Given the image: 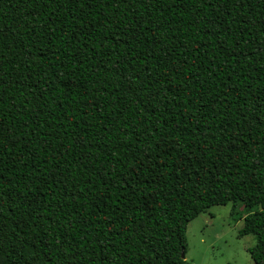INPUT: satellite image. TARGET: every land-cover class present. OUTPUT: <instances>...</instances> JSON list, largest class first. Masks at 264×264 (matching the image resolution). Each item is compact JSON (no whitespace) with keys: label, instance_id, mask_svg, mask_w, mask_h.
<instances>
[{"label":"trees","instance_id":"16d2710c","mask_svg":"<svg viewBox=\"0 0 264 264\" xmlns=\"http://www.w3.org/2000/svg\"><path fill=\"white\" fill-rule=\"evenodd\" d=\"M228 203L264 264V0H0V264H186Z\"/></svg>","mask_w":264,"mask_h":264},{"label":"rangeland","instance_id":"374dc122","mask_svg":"<svg viewBox=\"0 0 264 264\" xmlns=\"http://www.w3.org/2000/svg\"><path fill=\"white\" fill-rule=\"evenodd\" d=\"M243 207L232 213V204L212 206L189 222L186 229V264H254L249 249L256 239L240 237Z\"/></svg>","mask_w":264,"mask_h":264},{"label":"water","instance_id":"95a60500","mask_svg":"<svg viewBox=\"0 0 264 264\" xmlns=\"http://www.w3.org/2000/svg\"><path fill=\"white\" fill-rule=\"evenodd\" d=\"M182 257H183V255H182Z\"/></svg>","mask_w":264,"mask_h":264}]
</instances>
